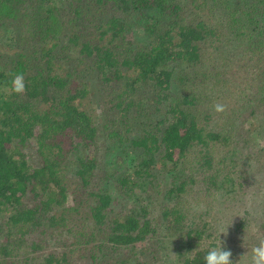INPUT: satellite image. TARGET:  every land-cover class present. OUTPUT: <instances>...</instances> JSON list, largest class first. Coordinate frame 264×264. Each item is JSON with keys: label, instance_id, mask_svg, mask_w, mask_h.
<instances>
[{"label": "trees", "instance_id": "1", "mask_svg": "<svg viewBox=\"0 0 264 264\" xmlns=\"http://www.w3.org/2000/svg\"><path fill=\"white\" fill-rule=\"evenodd\" d=\"M183 1L0 0V264H248L264 0Z\"/></svg>", "mask_w": 264, "mask_h": 264}, {"label": "clouds", "instance_id": "2", "mask_svg": "<svg viewBox=\"0 0 264 264\" xmlns=\"http://www.w3.org/2000/svg\"><path fill=\"white\" fill-rule=\"evenodd\" d=\"M11 75V74H9ZM4 91L9 94L23 95L26 92L25 78L22 73H16L12 76L10 81H5ZM226 106L223 104H215L213 110L217 113H222L225 111ZM227 228L219 232V237L221 234L227 236ZM256 229H253L255 232ZM220 240V238H219ZM221 241V240H220ZM221 243L216 247H211L204 257L205 264H240V260L234 262L231 250H227L222 247ZM247 255V253L245 254ZM248 264H264V239H259L258 243L251 248L250 259Z\"/></svg>", "mask_w": 264, "mask_h": 264}, {"label": "rangeland", "instance_id": "3", "mask_svg": "<svg viewBox=\"0 0 264 264\" xmlns=\"http://www.w3.org/2000/svg\"><path fill=\"white\" fill-rule=\"evenodd\" d=\"M180 1H182V0H180ZM182 4H184L185 6H187L188 2H186V0H184ZM189 8H191V6H188V9H189ZM207 87H208V90H212L211 93H212L213 95H216V94L219 95V94H220V91H221L220 88L216 90V88H215L216 85H214L212 82L209 81L208 84H207ZM95 90H96V88L93 90V92H92V96L95 97L94 99H95L96 101H97V100L99 101V98H101V97L103 96V93H102V95H101V93H100V96H101V97H100L98 93L101 92V91H97V95H96V94L94 93ZM149 95H150V93H149V94H146V95H144V96L147 97V96H149ZM217 95H216V96H217ZM88 105H90V104H88ZM146 105L149 107V106H150V102H147ZM97 107H99V105H98ZM104 117H106V116H104ZM131 151H133V150H131ZM131 159H132V156L128 157L127 161L130 162ZM125 169H127V168H124L123 170H125ZM129 169L132 170L131 167H129ZM106 175H107V173L105 174L104 177H107V176H108V175H107V176H106ZM159 179H160V178H159ZM160 180H161V179H160ZM161 181H162V180H161ZM261 195H262V199H263L262 202L264 203V190L261 192ZM240 208H243V206L240 207ZM240 208H239V209H240ZM239 209H238V210H239ZM232 218H238V217L234 216V217H232ZM232 218H231V219H232ZM230 225H231V224L229 223V225H228L227 227L230 228V227H231ZM228 228H227V229H228ZM263 238H264V237H263ZM263 238H262V239H263ZM246 240H247V239H246ZM67 246H68V245H65V246H63V245H59V246H56V247H59L60 250H66V249H67ZM118 254H119V256H122L124 253L121 252V251H119ZM249 256H250V254H249ZM149 257L151 258L152 256L150 255ZM149 257H148V258H149ZM249 259H250V258H248V257L246 258V260H249ZM77 263H78V261L74 262L73 264H77ZM179 263H180V262L174 261L173 264H179ZM153 264H162V262H161V260H159V261H157V262H154Z\"/></svg>", "mask_w": 264, "mask_h": 264}]
</instances>
